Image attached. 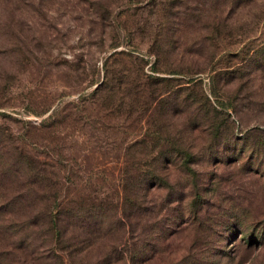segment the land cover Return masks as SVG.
Segmentation results:
<instances>
[{"label": "rangeland", "instance_id": "rangeland-1", "mask_svg": "<svg viewBox=\"0 0 264 264\" xmlns=\"http://www.w3.org/2000/svg\"><path fill=\"white\" fill-rule=\"evenodd\" d=\"M0 264H264V0H0Z\"/></svg>", "mask_w": 264, "mask_h": 264}, {"label": "trees", "instance_id": "trees-1", "mask_svg": "<svg viewBox=\"0 0 264 264\" xmlns=\"http://www.w3.org/2000/svg\"><path fill=\"white\" fill-rule=\"evenodd\" d=\"M171 147L174 149L177 148L175 145ZM138 184V189H140L142 192L146 191L149 186L157 185L168 189L169 185L167 179L164 176H156L153 172L141 173ZM84 201L85 202H80L74 200L73 198H67L66 201H63L65 203H63L61 206H58L57 214L50 218V221L53 222V224L56 223V219L61 221V229L59 228L61 233H59L58 236V241L61 242V249L65 247L68 249L69 246H73L75 243L88 240V236L90 237L91 232L100 231L101 224L103 223L105 217L107 216V219L109 218L103 207L89 203L85 198ZM167 201H169L168 191L164 196L163 202L166 203ZM142 209L143 207L141 208V211ZM77 230L80 232H77ZM74 231H76V233H74ZM82 232L83 234L81 235ZM80 235L81 237L78 238ZM154 245H156V242H153V246ZM152 249L153 248L151 246L143 248L141 247L140 249L129 253L127 258L131 261H142L146 259L144 258L146 256V252L152 251ZM103 257H105V255Z\"/></svg>", "mask_w": 264, "mask_h": 264}]
</instances>
